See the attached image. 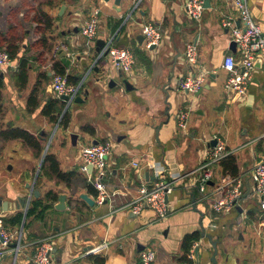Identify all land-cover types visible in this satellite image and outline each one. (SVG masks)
<instances>
[{
	"label": "crops",
	"instance_id": "crops-1",
	"mask_svg": "<svg viewBox=\"0 0 264 264\" xmlns=\"http://www.w3.org/2000/svg\"><path fill=\"white\" fill-rule=\"evenodd\" d=\"M185 1L144 0L134 19L124 25L122 22L124 28L118 33L120 28L115 29L116 24L130 11L135 0H121L119 5L115 0H0V42L6 45L3 39L11 35L9 30L14 26V36L20 47L13 59L17 68L0 67L3 84L0 102V197L14 202L18 195L29 194L27 183H34L41 194L32 201L41 199L44 204L52 203L43 217L28 215L24 209L2 212L6 226L23 228L24 233L22 249L25 251L5 256L6 264H33L38 243L49 236H53L55 244L54 264H100L97 259L102 258L104 264H140L141 251L145 248L156 251V260L152 264H214L211 261L213 243L218 247L217 264H264V206L259 200L261 211L255 202L249 200L251 195L255 196L252 193V169L264 156V59L256 65L246 94L234 97L238 104L230 103L232 96L224 88L229 73L222 64L227 54H234L240 61V52L237 47H232L231 35L222 26L221 18L232 10V5L229 0H210V7H205L202 19L197 21L188 16ZM247 1L253 4L252 12L264 30V0ZM34 2H37L36 6ZM62 6H65L62 15L66 17L60 26L57 16H60L58 12ZM95 7L101 8L100 28L96 40L88 44L80 27ZM42 10L53 19L50 29L41 28L44 23L35 20L37 12ZM146 22L160 25L163 33L161 43L152 50L146 49L137 39L141 34L140 25ZM44 34L49 38L46 46L39 43ZM113 35L114 44L131 48L136 56L134 70L129 73L133 77L132 81L129 80L133 88L128 90L125 83L110 79L115 84L113 87L108 85L106 105L101 109L103 116L94 124H81L78 130L91 136L84 144L106 140L113 144L104 181L111 194L116 192V195L105 204H98L97 194L82 183L74 185L75 181L70 188L65 181L43 174L44 157L51 153L57 156L63 171L77 169L90 182L89 175L83 171L80 146L76 147L73 155L69 148L62 155L59 149L49 150L51 138L48 139L46 133L49 131L42 127L41 122L44 118L51 119L42 110L50 98H55L51 88L57 71L55 63L66 56L63 52L53 62L54 48L66 44L75 53L74 57H68L70 66L61 62L66 73L73 75L77 82L84 77L86 82L92 73L97 80L100 73L97 70L106 66L120 76L109 57H102L97 62V40H100L101 47ZM188 41H194L199 52L194 72L209 71L204 88L196 94L186 93L179 86L180 78L192 71L184 56ZM23 56L30 60L25 85L18 72ZM82 67H88L84 75L80 72ZM43 73H47L49 78ZM34 90L37 97L35 107L29 104ZM86 90L83 96L88 94ZM204 90L206 96H201ZM46 92L50 95L46 96ZM183 107H193L199 115L210 112L212 123L202 126L206 135L203 145H198L194 138L199 119H195L196 129L191 127L188 131L191 141L186 137L188 133L180 132L177 113ZM71 118L68 113L69 125ZM85 126L94 127L95 133L85 131ZM14 128L32 133L42 149L27 144L22 138L2 136L3 131ZM216 137L224 139L230 154L237 157L239 173L236 175L243 176L245 191L248 184L251 185L250 194L228 213L213 211L210 202L195 187L183 188L199 177L198 169L212 147L211 140ZM19 143H25L36 154H23ZM42 151V155H38ZM219 163L213 165L209 195L220 196L222 193L217 191V187L222 176L233 175L224 173ZM151 167L157 177L162 175L178 181L169 194V213L163 219L158 218L150 205L145 206L140 215L127 206L137 196V187L147 182L145 177L138 178L139 173ZM49 191L59 196L62 193L68 195L65 210L55 207L59 198L52 201L48 197ZM82 192L95 199L94 206L79 198ZM41 208L39 206L36 212L39 213ZM52 209L56 212L54 217L50 215ZM20 214L21 224L6 222V219ZM238 233L241 238L236 237ZM248 234L250 239L246 241L244 238ZM188 235H197L198 239L192 242L191 251L186 253L184 240ZM104 240L110 242L108 249L99 254H86L89 247ZM196 246H199L197 259ZM185 256L188 260H183Z\"/></svg>",
	"mask_w": 264,
	"mask_h": 264
},
{
	"label": "built area",
	"instance_id": "built-area-1",
	"mask_svg": "<svg viewBox=\"0 0 264 264\" xmlns=\"http://www.w3.org/2000/svg\"><path fill=\"white\" fill-rule=\"evenodd\" d=\"M144 0H135L132 8L124 16L123 24H126L140 10ZM205 0H186L185 9L191 19L200 21L205 10ZM232 10L223 14L221 24L226 28L232 41L236 44L240 52V61L234 54H227L223 61V68L228 71L229 76L225 82V91L232 97H242L246 94L248 86L256 70V60L264 59V30L254 17L247 0H229ZM101 8L95 7L89 18H87L80 27L82 36L88 44H92L100 28ZM141 33L144 35L143 45L150 49L152 45L158 46L163 38L160 25L153 22H146L140 25ZM115 35L106 40L98 51L97 62L102 57H109L114 67L120 72L131 73L136 64V56L129 47L118 46L114 44ZM66 53L67 57H74L75 53L69 50L66 44L58 45L52 53V60L59 59L61 53ZM185 61L192 67L190 74L183 76L179 80L180 89L189 94H196L204 88V84L209 71L194 72L193 67L198 63V47L194 41H188L184 49ZM0 67L15 69L17 64L13 61L8 50L0 48ZM85 77L78 82H70L68 73L55 71L51 84L52 92L55 98L62 99L63 95L68 96L67 103H71L83 90ZM63 100V99H62ZM191 107H183L177 113V126L186 128L190 117ZM217 143L210 147L206 157L202 161L197 180L183 188L195 187L200 195L210 202L213 211L217 213L230 212L235 204L244 198L245 185L242 175H224L217 187L218 195H209V185L214 175L213 165L230 154L226 141L216 137ZM113 144L111 141H99L83 146L81 157L83 160V171L89 175V181L97 189V203L105 204L116 192L108 190V185L104 181V176L110 166V156L112 154ZM133 164L136 165V162ZM88 165H91V171H88ZM254 186L252 193L261 198L264 206V156L261 157L252 169ZM177 180L167 179L165 176L158 175L153 181L152 188L148 187V182L137 187V196L127 203V206L136 214L140 215L145 209V203L157 213L159 219L167 217L169 213V204L167 196L177 186ZM0 214V264L5 263V256L8 254L18 255L23 248V228L13 229L4 224ZM16 243L15 246H11ZM110 242L102 241L92 245L86 251L87 255L99 254L108 249ZM55 244L53 236L46 237L38 243L33 255V264H54L52 255ZM156 260V251L153 248H145L141 251L140 264H152Z\"/></svg>",
	"mask_w": 264,
	"mask_h": 264
},
{
	"label": "trees",
	"instance_id": "trees-1",
	"mask_svg": "<svg viewBox=\"0 0 264 264\" xmlns=\"http://www.w3.org/2000/svg\"><path fill=\"white\" fill-rule=\"evenodd\" d=\"M49 3H52L51 1H49ZM35 20H37L39 23H44V27L42 26L41 28H52L53 26V19L52 17L49 15V13H47L46 11H38L37 14L35 15ZM124 21V17L118 21V23L116 24L115 29L120 28L118 33L124 28V26L122 25V22ZM124 25V24H123ZM121 26V27H120ZM15 27L11 26L9 32H11V35L9 34V37L5 36V38L3 39V41L6 42V45L2 44L0 42V48H5L6 50L9 51L11 57L14 59L17 57V53H18V49L20 48L19 45L16 43V37L14 36V31ZM46 34V33H45ZM42 35L41 39L39 40L40 44H43V46H46L48 44L49 38L46 35ZM118 46V43H115ZM30 65V60L29 57L27 56H23L20 58V62H19V79L21 80L22 84L25 85L28 79V68ZM55 67L57 72L60 73H66V67L64 66V64L61 61H57L55 63ZM69 75V81L70 82H77V80L75 79V77L71 74ZM43 76L46 78H49L47 73H43ZM0 80H1V76H0ZM2 80L0 81V102H1V87H2ZM29 104L32 106H36L37 105V97H36V91L34 90L30 96L29 99ZM64 105H66V102L62 99L59 98H50L47 103L45 104L42 112L44 115L48 116L51 121L53 122H60V124H64L65 126L68 125V113L65 112L62 114L63 112V107ZM62 115V116H61ZM60 117V118H59ZM60 120V121H59ZM84 130L87 132H90L91 134L95 133V129L94 127L91 126H85ZM3 137L9 138H22L27 144L37 148L38 150H41V145L38 141V139L29 131L22 129V128H14V129H10L9 131H3L2 133ZM47 164V166H46ZM224 171V173H231L233 175H236L239 173V167H238V163H237V157L235 155H228L225 158H223L220 163H219ZM42 170H43V174H48L51 176L56 177L59 180L65 181L68 186L70 188H72V184L75 181H79L83 186H86V188H88L89 191L94 192L95 194H98L97 189L94 187V185L91 182H88L87 179H85L79 172L77 169H71L68 171H63L60 167V162L57 158V156L55 154H51V153H47L44 157V162L42 165ZM42 174V173H41ZM40 176V175H39ZM48 197L52 199V201L56 200L57 198H59V194L56 192H52L49 191L48 192ZM39 206H42L41 210L39 213L36 212V209H38ZM52 206V203L50 204H44L42 202L41 199L35 200L33 201L32 206L29 208L28 210V215H33L36 214V216H41L43 217L45 211ZM10 221L11 224L16 225V224H21L22 223V215H17L12 219H6V222ZM198 239L197 235H188L186 236L185 240H184V248L186 253H189L191 251L192 248V242ZM183 260H188V257L185 256L183 258ZM191 260V259H189ZM97 261L100 264H104L105 260L102 259H97Z\"/></svg>",
	"mask_w": 264,
	"mask_h": 264
},
{
	"label": "rangeland",
	"instance_id": "rangeland-1",
	"mask_svg": "<svg viewBox=\"0 0 264 264\" xmlns=\"http://www.w3.org/2000/svg\"><path fill=\"white\" fill-rule=\"evenodd\" d=\"M250 1H253V0H250ZM33 5L36 6L37 2H34ZM249 5H250V8L252 10L253 4L249 3ZM58 13L60 15V16H57L58 24H60V26H62L61 24H63L66 15H62L63 13H61V9L59 10ZM132 19H134V17ZM132 19H130V20L132 21ZM139 29H141V28H139ZM80 72L83 75L86 73L84 67H82ZM112 76L114 78H112ZM132 78L133 77L127 72H124L122 76H119L117 74L115 75L114 73H112L110 71L109 66H106V68H104L100 71L99 76L97 77V80L95 79L93 73L90 74L89 78L86 80V82L84 84L83 90L80 92V95L83 96L85 89L89 90V94H87L86 96H83V97H85V100L83 102H76L75 100H73L71 103L66 102V105H64V107H63V112H67L72 116L70 125H69V123L67 126H65L62 123L60 124V122H51L47 118H44V120L41 122L43 124L42 127L46 128L49 131V134L46 133V135H48V139L51 138L49 150L50 151H56L57 149H59V152L62 155L64 152H66V149L69 148L72 151L71 154L73 155V154H75L76 147L80 146V149H82L83 146L89 145L90 142L88 144H84V142L87 143V141L90 140L91 136L88 133L84 132L85 133L84 134L83 132L78 131L80 129L81 124H83V123H85V124L93 123L94 124V123L98 122V120L101 116H103V114H101V109L103 107H105V105H106L105 97L108 93L107 89L109 88L108 85H109L110 79H115V81L117 83L124 84V79H128V80L132 81L131 80ZM94 80L96 81V83L93 84ZM206 93H207L206 90H204V92L202 93L201 96H206ZM48 95H50V94L46 92V96H48ZM236 100H237V98L232 97L230 99V103L238 104V102ZM190 110H191V112H190V117L187 121V127L186 128H179L178 127V128H179L180 132L187 134L191 127L193 129H196L197 125H196L195 119H199L198 122H200V125H198L197 135L194 138H195V142L198 145H203L206 135H205V131H204L202 126H204V125L208 126L212 123V119H210L211 114L208 111L207 114H205V115H199L195 112V109H193V107ZM69 122H70V120H69ZM75 133L78 135L76 144H74L72 141V134H75ZM186 137L189 141L192 140V137L189 136V133L187 134ZM46 144L47 143H45V146H46ZM19 146L21 147V151L23 152V154H26V155L36 154V152L32 148H30L28 145H26L25 143H22V144L19 143ZM80 149H79V152L81 151ZM42 153H43V151L41 153H38V155H42ZM40 159H41V157H39V160ZM39 165H40V162L38 164V167H39ZM78 183H80V182L77 181L74 183V185H78ZM249 200H251L252 202H255L256 205L260 207L261 211H263V208L261 207V202H259V200H261V199L256 197V195L255 196L251 195ZM55 214H56L55 210L52 209V211L50 212L51 217H54ZM243 236H244V234H243ZM236 237L239 238L240 233L236 234ZM249 239L250 238H249V234H248L244 238V240L248 241ZM23 250L24 249H22V251ZM16 264H18V262Z\"/></svg>",
	"mask_w": 264,
	"mask_h": 264
},
{
	"label": "water",
	"instance_id": "water-1",
	"mask_svg": "<svg viewBox=\"0 0 264 264\" xmlns=\"http://www.w3.org/2000/svg\"><path fill=\"white\" fill-rule=\"evenodd\" d=\"M120 2H121V0H115V4H117V5H119ZM204 2H205V7H210V0H205ZM64 8H65V6H62L61 13H63ZM144 38L145 37H144V35L142 33L137 36V39H138L140 44L143 43ZM99 42H100V40H97V44H98V46L96 48L97 52L100 50ZM231 45H232V47L234 49L236 48V44L234 42ZM155 47H156V45H152L150 47V49L152 50ZM61 61L65 65L70 66L71 59H69L68 57H66V56L62 57ZM260 62H261V59L260 58L257 59L256 60V65L259 64ZM85 69L87 70L88 67H86ZM97 71L100 72L101 70L98 69ZM122 75H123V73L120 72V76H122ZM124 83H125V86H126V88L128 90H131L133 88V85H131V83L129 82L128 79H124ZM114 84L115 83L113 82V80L109 81V85L111 87H113ZM86 93L89 94V90H86ZM62 99L67 101L69 98H68V96L63 95ZM74 100L76 102H83L85 100V98H83L82 95L79 94ZM77 137H78V135L76 133L72 134V141H73L74 144H76V142H77ZM216 143H217V139L214 138V139L211 140L210 144H211L212 147H214L216 145ZM48 146L49 145H47V147H46V149L44 151V154H46ZM91 168H92V166L88 165V171L89 172L91 171ZM144 177L147 179V182H149L148 183V187L152 188L153 181L156 178V171L154 170V168L151 167L148 170L144 169L143 171H141V173H139V175H138V178H144ZM26 188L29 190V194L25 195V196L18 195L17 198H16V201H14V202L13 201H9V200H3V198L0 197V214H2V212H5V211L21 210V209H24L25 213L28 212L29 208L33 204V201H32L33 198L40 197L41 191L38 188H35V184L34 183H27L26 184ZM250 190H251V185L248 184V188H247V190L244 193L245 197H247L250 194ZM79 198L85 200L91 206L95 205V199L93 197H91L87 192H82L79 195ZM67 199H68V195L67 194H65V193L60 194L59 199H58V203L55 204V207L58 210H65L67 208ZM168 200H169V195L167 196V201ZM145 206H149V204L145 203ZM15 245H16V243H12L11 244V246H15ZM213 247H214V253H213L212 257H211V261L214 264H217V261H216V254L218 252L217 243H213ZM89 248H91V247H89ZM198 253H199V246H196V248H195V254H196L195 257H196V259H197Z\"/></svg>",
	"mask_w": 264,
	"mask_h": 264
}]
</instances>
